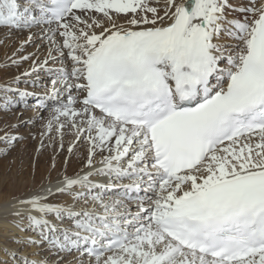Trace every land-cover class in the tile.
I'll use <instances>...</instances> for the list:
<instances>
[{"label": "snow or ice", "instance_id": "6c2138e0", "mask_svg": "<svg viewBox=\"0 0 264 264\" xmlns=\"http://www.w3.org/2000/svg\"><path fill=\"white\" fill-rule=\"evenodd\" d=\"M0 28L28 31L7 59L32 61L0 110L51 100L37 151L84 149L14 198L0 264H264V0H0ZM36 38L42 61L21 54ZM41 70L44 95L19 87Z\"/></svg>", "mask_w": 264, "mask_h": 264}, {"label": "rangeland", "instance_id": "374dc122", "mask_svg": "<svg viewBox=\"0 0 264 264\" xmlns=\"http://www.w3.org/2000/svg\"><path fill=\"white\" fill-rule=\"evenodd\" d=\"M233 2H240L238 0H233ZM161 3L163 4V0H161ZM124 17H121L123 19ZM120 22V21H119ZM123 22V21H122ZM6 28H0V85L7 84L10 82L15 76L19 75L21 72L25 70H30V65L32 63L31 60L22 62L19 66H14L10 64V61H8V57L12 55V53L19 48L21 42L25 40L28 36V31H11L6 32ZM32 31H36L33 29ZM67 50L65 49V52ZM29 53H34L35 56L33 57L38 58L39 60H43L48 55V45L47 42H41L39 38L35 39V43L26 45L24 48L23 55H27ZM67 63H70V61H66ZM60 64L57 62L56 64H53L51 61H49L48 67H59ZM10 68V69H9ZM7 71V72H6ZM37 75L39 76V81L34 86L31 83H24L23 81L19 85L21 89H27L29 92H35L37 94L38 91H40V94L37 95H44L46 91L49 90L46 85L50 86V79L51 75L41 70L38 73H34L31 77L24 78L25 80H35ZM0 96H2V93H0ZM35 97H30L27 99L26 104H19L13 111L11 112H5L3 110H0V129H4L5 125H13V124H20L18 128L12 129V131L20 134L23 136V139L15 143V146L8 151L6 155H0V177L5 174L9 175L13 173L15 167H17V163L19 158L25 154L28 158H30V155L27 154V151L30 150V147L35 145L38 147L40 146V140H41V132L44 131V124L47 120V118L50 115L51 109L54 107L55 103L52 101H49V104H47V107L42 110H37L35 105ZM48 102V101H47ZM31 119L33 121L32 124L24 125L21 124V121H26ZM3 135V131H0V136ZM53 136H55V133H53ZM35 137V138H33ZM71 140L70 136H66L64 142L66 141L69 143ZM47 140L44 141V143ZM37 144V145H36ZM4 145L0 144V148H3ZM83 150L82 148L80 149ZM69 161V154L67 156V162ZM66 164L61 167V171L66 170ZM63 168V170H62ZM24 174L30 173V163L28 162L26 166L23 168ZM50 177H52L55 172V169L53 167H50L49 169ZM78 169H74V173H77ZM17 233L10 232L8 233V237L5 240H2V242H7L9 245L12 244L10 237L15 235ZM28 251H36V249H28ZM76 254V253H75ZM74 255V253L72 254ZM69 255V256H72ZM68 259V256L66 257V260ZM71 260V259H70Z\"/></svg>", "mask_w": 264, "mask_h": 264}, {"label": "bare ground", "instance_id": "6f19581e", "mask_svg": "<svg viewBox=\"0 0 264 264\" xmlns=\"http://www.w3.org/2000/svg\"><path fill=\"white\" fill-rule=\"evenodd\" d=\"M123 20L124 18H120V22ZM6 32H9V30L7 29ZM37 94H40V91H38ZM49 101L47 104H49ZM47 144L48 141L45 142V145ZM68 144L67 141L66 143L64 142L65 147L63 151H60L58 147L55 151L52 148L45 147L39 152L37 151V146L33 145L30 147V150L27 151L30 158L27 159V156L23 154L18 160L19 163L16 164L18 168L16 169L15 167L13 173L9 175L3 174L0 177V245L4 244L2 240H5L8 237V233L15 232L17 233L15 235H20L18 230L12 224V221L15 219L11 214L13 211L11 205L14 202V198H27L33 192L37 191L42 183H47L49 178L55 181L60 174L66 173L68 175H74L75 168L76 170L78 169L79 172L83 167L82 157L84 149L82 151L80 149L74 150V155L69 154L67 152ZM68 154L69 161L66 164V170L62 172L61 167L62 165H65ZM28 162L30 163V173L28 172L24 174L23 168ZM53 162H55V175L50 177L49 169L52 167ZM7 244L9 247H15L14 244L9 245L8 242ZM78 256V253L68 256L66 264H75V259Z\"/></svg>", "mask_w": 264, "mask_h": 264}]
</instances>
